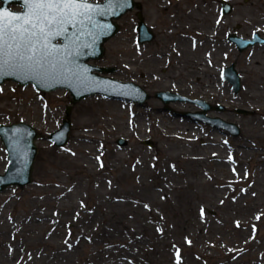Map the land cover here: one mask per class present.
<instances>
[{"label":"rangeland","instance_id":"374dc122","mask_svg":"<svg viewBox=\"0 0 264 264\" xmlns=\"http://www.w3.org/2000/svg\"><path fill=\"white\" fill-rule=\"evenodd\" d=\"M170 1L163 20L174 13L217 20L219 0ZM230 1L235 9L222 19L226 30L237 20L246 31L252 20H264V0ZM135 12L119 18V32L90 62L114 66L108 75L140 84ZM252 68L242 93L255 100L226 102L228 110L255 112L228 118H239L238 137L174 115L154 99L140 106L91 94L72 104L65 88L44 92L5 80L0 123L23 120L42 137L32 182L0 192V264H264V63ZM67 104L70 136L58 147L47 136ZM120 137L128 143L118 146ZM146 138L155 147L143 144ZM6 165L0 141V173Z\"/></svg>","mask_w":264,"mask_h":264},{"label":"water","instance_id":"95a60500","mask_svg":"<svg viewBox=\"0 0 264 264\" xmlns=\"http://www.w3.org/2000/svg\"><path fill=\"white\" fill-rule=\"evenodd\" d=\"M90 2L94 6L92 23H89L87 27L80 28L79 31L68 26V32L65 36L69 39H66L65 36L49 38L50 46H57L58 48V52L55 53L57 60L53 61L56 67H52L51 64L36 67L26 61L16 62L15 66L5 65L0 69V83L6 79H11L20 84L33 83L36 88L44 91L58 87L67 88L71 92L73 103L87 95L101 93L112 98L138 101L141 104L146 94L138 84L131 81H120L114 77L101 74L112 73L115 71V67L89 63L90 59H99L103 55L104 42L117 33L119 26L115 19L138 4L134 0H90ZM9 3H20L23 8L22 10H11L8 7ZM232 10L231 3L224 0L222 12L228 14ZM27 11L28 8L24 0H2L0 6V13H3L5 24L15 19L11 15L12 13L23 14ZM74 32L75 35H73ZM146 39H150V36ZM228 39L236 44H241V49L255 42L254 39L238 37L235 33H229ZM65 45L67 47H64ZM225 72L226 78L233 83L235 91H238L240 89V77L234 66H227ZM157 96L164 102L177 99L175 94L169 92H158ZM197 103L204 108L201 111L202 120L211 123L220 121L226 128H233L231 131L234 134L239 133V128L235 123L223 121L218 117L205 116L206 111L211 107L204 102L197 101ZM70 110L71 106L67 105L59 129L51 132L48 136L56 146H63L68 141L71 130ZM237 111L250 113L246 109H237ZM39 137H41L40 132L25 121L10 124L0 123V140L5 147L8 159L4 172L0 173V191L10 185L25 186L31 182L33 166L38 152L36 139ZM117 143L118 145H126L127 140L119 138ZM143 143L153 145L149 139L143 140Z\"/></svg>","mask_w":264,"mask_h":264},{"label":"flooded vegetation","instance_id":"af4514ba","mask_svg":"<svg viewBox=\"0 0 264 264\" xmlns=\"http://www.w3.org/2000/svg\"><path fill=\"white\" fill-rule=\"evenodd\" d=\"M171 2L170 0L139 2L143 18L140 21L144 25L140 38L145 40L148 32L153 35L149 41L139 44L142 69L140 85L148 93L147 101L154 99L161 102L156 97V92L169 90L194 99L206 100L213 105H226V102H253L255 98L252 95L244 94L242 91L236 94L233 92L231 85L224 78L223 69L229 62H234L241 74L243 84L244 73H250L254 65L264 63V43L257 42L244 51L236 49L226 39L227 30L225 20H222L224 17H219L220 8H217V20H188L175 16V13L166 18L168 20H163L162 7L164 6V9L173 7ZM173 3L179 4L178 0H173ZM151 8L155 11L153 18L150 15ZM245 26L242 20H237L235 23L237 34L244 37L255 35L264 37V20H252L249 31H246ZM146 49H150L147 55ZM257 51L263 52L259 59ZM252 62H255L254 65ZM226 88L229 89L228 92ZM184 103L189 105L186 112L196 110L192 102ZM232 113L236 115L234 109L224 108L222 112H213L209 115L228 119ZM191 118L192 115L188 113V119L192 120ZM235 122L239 123L238 117ZM198 123L210 131L227 136L226 131L221 127L215 128L206 123Z\"/></svg>","mask_w":264,"mask_h":264},{"label":"snow or ice","instance_id":"6c2138e0","mask_svg":"<svg viewBox=\"0 0 264 264\" xmlns=\"http://www.w3.org/2000/svg\"><path fill=\"white\" fill-rule=\"evenodd\" d=\"M24 3L28 11L12 13L15 19L7 24L0 13V69L25 61L36 67L47 64L56 67L53 61L57 60L58 48L50 46L49 38L65 36L68 26L79 31L93 22L94 6L90 0H24Z\"/></svg>","mask_w":264,"mask_h":264},{"label":"bare ground","instance_id":"6f19581e","mask_svg":"<svg viewBox=\"0 0 264 264\" xmlns=\"http://www.w3.org/2000/svg\"><path fill=\"white\" fill-rule=\"evenodd\" d=\"M27 84H31V85H33V83H27ZM27 84H22V85H27ZM36 90H38V88H35Z\"/></svg>","mask_w":264,"mask_h":264}]
</instances>
